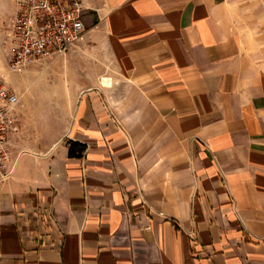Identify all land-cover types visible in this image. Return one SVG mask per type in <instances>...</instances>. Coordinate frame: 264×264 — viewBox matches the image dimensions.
Wrapping results in <instances>:
<instances>
[{
	"label": "crops",
	"instance_id": "1",
	"mask_svg": "<svg viewBox=\"0 0 264 264\" xmlns=\"http://www.w3.org/2000/svg\"><path fill=\"white\" fill-rule=\"evenodd\" d=\"M83 6L67 126L17 108L0 264H264V0Z\"/></svg>",
	"mask_w": 264,
	"mask_h": 264
},
{
	"label": "built area",
	"instance_id": "2",
	"mask_svg": "<svg viewBox=\"0 0 264 264\" xmlns=\"http://www.w3.org/2000/svg\"><path fill=\"white\" fill-rule=\"evenodd\" d=\"M83 0H15L8 37L11 52L7 69L19 73L28 67L65 55L84 38ZM19 95L0 78V184L10 171V139L19 132Z\"/></svg>",
	"mask_w": 264,
	"mask_h": 264
},
{
	"label": "rangeland",
	"instance_id": "3",
	"mask_svg": "<svg viewBox=\"0 0 264 264\" xmlns=\"http://www.w3.org/2000/svg\"><path fill=\"white\" fill-rule=\"evenodd\" d=\"M14 11L15 0H0V78L15 90L24 104L35 109V115L39 116L35 118L43 130L45 139L54 140L67 126L73 110L76 91L72 89L68 93L66 81L73 79L74 68L65 54L45 63L32 65L19 73L10 72L6 59L12 48L8 29ZM83 43L84 38L79 44ZM95 58L105 60V53L88 52L77 59L87 61ZM65 65L70 66V70ZM48 84L55 85L58 91L62 88L63 93L66 92L61 104L58 100L52 102L50 95L45 93L47 88L43 91V87Z\"/></svg>",
	"mask_w": 264,
	"mask_h": 264
},
{
	"label": "trees",
	"instance_id": "4",
	"mask_svg": "<svg viewBox=\"0 0 264 264\" xmlns=\"http://www.w3.org/2000/svg\"><path fill=\"white\" fill-rule=\"evenodd\" d=\"M76 146L75 143H70L69 144V156H74V147Z\"/></svg>",
	"mask_w": 264,
	"mask_h": 264
},
{
	"label": "bare ground",
	"instance_id": "5",
	"mask_svg": "<svg viewBox=\"0 0 264 264\" xmlns=\"http://www.w3.org/2000/svg\"><path fill=\"white\" fill-rule=\"evenodd\" d=\"M104 83H107V82H104Z\"/></svg>",
	"mask_w": 264,
	"mask_h": 264
}]
</instances>
